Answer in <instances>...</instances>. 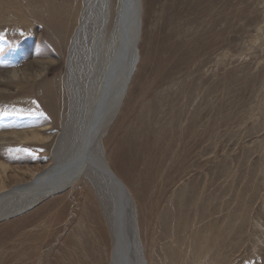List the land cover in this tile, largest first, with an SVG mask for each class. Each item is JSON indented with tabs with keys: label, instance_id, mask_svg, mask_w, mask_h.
Instances as JSON below:
<instances>
[{
	"label": "rangeland",
	"instance_id": "rangeland-1",
	"mask_svg": "<svg viewBox=\"0 0 264 264\" xmlns=\"http://www.w3.org/2000/svg\"><path fill=\"white\" fill-rule=\"evenodd\" d=\"M93 1L0 0L8 185L12 169L45 166L56 146L54 157L63 159L74 145L83 95L72 79L83 92L91 22L70 63L67 51ZM144 1L138 67L101 149L135 198L145 258L264 264V0ZM48 125L43 143L5 135ZM96 188L83 177L0 222V264H108L110 232Z\"/></svg>",
	"mask_w": 264,
	"mask_h": 264
},
{
	"label": "bare ground",
	"instance_id": "bare-ground-1",
	"mask_svg": "<svg viewBox=\"0 0 264 264\" xmlns=\"http://www.w3.org/2000/svg\"><path fill=\"white\" fill-rule=\"evenodd\" d=\"M87 6L89 12L85 9L81 13L67 51L70 63L80 33L91 22L94 29L88 46L89 71L83 92L77 76L72 79L79 95L80 91L83 95H80L82 110L74 145L67 149L68 154L63 159L54 157L56 146L52 161L45 166L28 171L12 169L13 185L5 183L9 169L0 161V222L22 214L50 195L73 188L79 179L85 177L94 182L101 195V207L111 239L108 264H148L141 248L135 198L111 169L101 149L102 136L125 104L138 67L147 6L144 0H116L114 5L113 0H94ZM16 75L13 73L11 77ZM51 129L48 125L41 131L34 129L5 135L12 134L19 142L36 140L43 143L49 141ZM122 156L126 164L134 163L124 153ZM130 169V173L136 172L132 167ZM143 182L144 179L140 182L141 192L146 189Z\"/></svg>",
	"mask_w": 264,
	"mask_h": 264
}]
</instances>
